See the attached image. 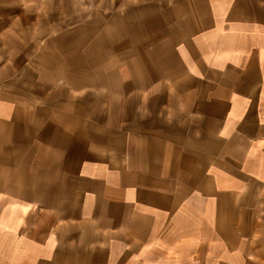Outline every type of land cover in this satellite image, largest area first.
Listing matches in <instances>:
<instances>
[{
    "label": "crops",
    "instance_id": "obj_1",
    "mask_svg": "<svg viewBox=\"0 0 264 264\" xmlns=\"http://www.w3.org/2000/svg\"><path fill=\"white\" fill-rule=\"evenodd\" d=\"M0 264H264V0H0Z\"/></svg>",
    "mask_w": 264,
    "mask_h": 264
}]
</instances>
